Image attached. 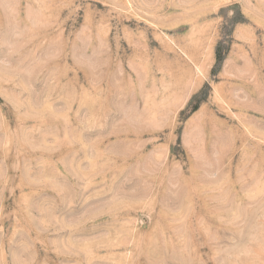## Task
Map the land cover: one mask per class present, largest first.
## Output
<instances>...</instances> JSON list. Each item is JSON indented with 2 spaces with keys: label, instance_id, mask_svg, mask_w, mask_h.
<instances>
[{
  "label": "rangeland",
  "instance_id": "1",
  "mask_svg": "<svg viewBox=\"0 0 264 264\" xmlns=\"http://www.w3.org/2000/svg\"><path fill=\"white\" fill-rule=\"evenodd\" d=\"M0 264H264V0H0Z\"/></svg>",
  "mask_w": 264,
  "mask_h": 264
}]
</instances>
